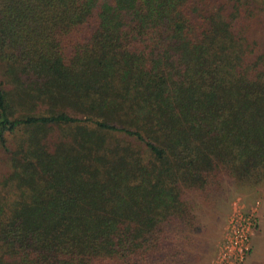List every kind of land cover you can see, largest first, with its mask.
Returning <instances> with one entry per match:
<instances>
[{
  "label": "trees",
  "instance_id": "16d2710c",
  "mask_svg": "<svg viewBox=\"0 0 264 264\" xmlns=\"http://www.w3.org/2000/svg\"><path fill=\"white\" fill-rule=\"evenodd\" d=\"M0 149V264H195L264 183V0H0Z\"/></svg>",
  "mask_w": 264,
  "mask_h": 264
},
{
  "label": "rangeland",
  "instance_id": "374dc122",
  "mask_svg": "<svg viewBox=\"0 0 264 264\" xmlns=\"http://www.w3.org/2000/svg\"><path fill=\"white\" fill-rule=\"evenodd\" d=\"M3 154L0 149V177L6 171ZM212 194L213 198L209 202L199 200L195 207V214L205 225L196 233L200 244L194 247L195 264H222L220 254L228 242L232 243L233 251L241 246V254L244 246L249 244L250 253L241 263L247 264L253 250L252 236L259 225L258 213L260 200L264 198V183L253 188L227 182L221 190ZM251 213L257 218L255 225ZM258 246L263 254L261 260L264 264V242Z\"/></svg>",
  "mask_w": 264,
  "mask_h": 264
},
{
  "label": "crops",
  "instance_id": "0c3cea01",
  "mask_svg": "<svg viewBox=\"0 0 264 264\" xmlns=\"http://www.w3.org/2000/svg\"><path fill=\"white\" fill-rule=\"evenodd\" d=\"M262 200V201H261ZM260 200L259 206V225L257 231L252 236L253 250L250 257L247 259V264H262L263 254L260 251L259 244L264 242V198Z\"/></svg>",
  "mask_w": 264,
  "mask_h": 264
},
{
  "label": "built area",
  "instance_id": "2783aa9c",
  "mask_svg": "<svg viewBox=\"0 0 264 264\" xmlns=\"http://www.w3.org/2000/svg\"><path fill=\"white\" fill-rule=\"evenodd\" d=\"M253 213H251L252 220L254 222V225L257 224V218L253 217ZM251 247L248 245L244 246L243 252L241 254V246L237 248V250L233 251L232 249V243H227L221 254L220 259L222 261V264H241L245 258L248 257V254L250 253ZM236 253H238V256H236Z\"/></svg>",
  "mask_w": 264,
  "mask_h": 264
}]
</instances>
